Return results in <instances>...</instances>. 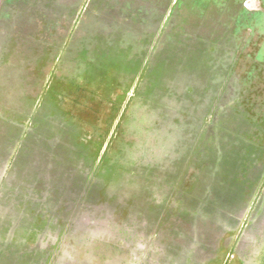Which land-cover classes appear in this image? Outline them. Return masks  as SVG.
<instances>
[{
    "label": "rangeland",
    "instance_id": "374dc122",
    "mask_svg": "<svg viewBox=\"0 0 264 264\" xmlns=\"http://www.w3.org/2000/svg\"><path fill=\"white\" fill-rule=\"evenodd\" d=\"M0 264H264V0H0Z\"/></svg>",
    "mask_w": 264,
    "mask_h": 264
}]
</instances>
